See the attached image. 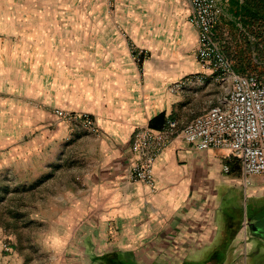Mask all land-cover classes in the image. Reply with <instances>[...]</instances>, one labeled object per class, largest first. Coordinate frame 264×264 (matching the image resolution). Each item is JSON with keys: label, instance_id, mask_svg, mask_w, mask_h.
<instances>
[{"label": "crops", "instance_id": "crops-1", "mask_svg": "<svg viewBox=\"0 0 264 264\" xmlns=\"http://www.w3.org/2000/svg\"><path fill=\"white\" fill-rule=\"evenodd\" d=\"M103 1L76 12L79 30L93 34L101 50V68L98 89L80 86L98 133L95 166L79 180V216L63 218L82 228L75 252L88 264H183L208 251L213 263L264 264V184L244 176L226 151L194 150L179 134L156 156L152 188L131 179L133 163L154 151L139 157L130 150L136 130L174 120L180 131L230 89L197 61L188 1L108 0L106 10ZM258 1L220 3L214 35L236 74L248 75L236 66L264 64Z\"/></svg>", "mask_w": 264, "mask_h": 264}, {"label": "rangeland", "instance_id": "rangeland-1", "mask_svg": "<svg viewBox=\"0 0 264 264\" xmlns=\"http://www.w3.org/2000/svg\"><path fill=\"white\" fill-rule=\"evenodd\" d=\"M83 7L95 0H0V264L90 263L75 252L80 225H63L69 211L79 216V180L97 146L80 86L99 88L101 50L79 30ZM244 72L264 83V64ZM210 254L190 261L214 264Z\"/></svg>", "mask_w": 264, "mask_h": 264}, {"label": "built area", "instance_id": "built-area-1", "mask_svg": "<svg viewBox=\"0 0 264 264\" xmlns=\"http://www.w3.org/2000/svg\"><path fill=\"white\" fill-rule=\"evenodd\" d=\"M187 1L189 22L198 31L197 61L218 81H228L230 89L223 102L192 119L180 131L174 120H167L159 130H136L130 150L139 157L150 147L154 151L151 156L133 163L131 179L152 188L156 156L169 139L180 134L194 150L226 151L228 159L240 165L244 176L257 177L264 184V83L255 75L236 74L220 51L214 28L221 14V0Z\"/></svg>", "mask_w": 264, "mask_h": 264}, {"label": "trees", "instance_id": "trees-1", "mask_svg": "<svg viewBox=\"0 0 264 264\" xmlns=\"http://www.w3.org/2000/svg\"><path fill=\"white\" fill-rule=\"evenodd\" d=\"M260 4H258V6H257V9H263L264 10V0H260V1H258ZM264 43V42H263ZM257 51L259 52V54H261V55H263L264 56V48H263V52H261L260 51V49H257ZM248 65H252V64H247V65H241V66H236V68H237V70H241V69H243V70H245V68H246V66H248ZM259 65H262V64H259ZM212 259L213 258H211L210 260H207L208 262H211L212 261ZM216 259V258H215ZM216 260H218V259H216ZM216 260H214V264H219V262H220V260H219V262H217L216 263ZM110 261H111V259H110ZM113 261V260H112ZM111 261V262H112ZM114 263L116 262V261H113ZM112 262V263H113ZM119 263L118 264H132V263H129L128 261H123V260H121V261H118ZM193 263V261H191L190 263H187V262H184L183 264H192ZM205 264V263H204Z\"/></svg>", "mask_w": 264, "mask_h": 264}]
</instances>
